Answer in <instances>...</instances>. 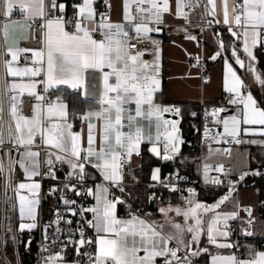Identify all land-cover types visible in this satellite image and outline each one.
Listing matches in <instances>:
<instances>
[{
	"label": "snow or ice",
	"instance_id": "6c2138e0",
	"mask_svg": "<svg viewBox=\"0 0 264 264\" xmlns=\"http://www.w3.org/2000/svg\"><path fill=\"white\" fill-rule=\"evenodd\" d=\"M95 3L96 0H79L71 5L72 14L69 16L68 6L59 0H0L5 76L20 78L19 82L6 79L4 86L5 95L10 101L8 113L15 124L14 133L9 127L8 143L16 148L20 156L19 160H10L6 187L12 185L10 174L17 164L28 180L40 175L39 152L26 148L35 142L34 138L39 134L45 146L56 150L46 154L45 164L50 167L44 175L55 180V165H66L67 183L63 190L77 197H92L95 201L91 206H77L76 200L69 199L66 194L61 196L66 206L65 212L81 218L75 230L79 239L74 238L75 234H70L61 252L71 246L78 255L87 257V264H158V260H162V264H192L190 257L208 252V248L199 247L201 235H206L208 244L216 248H237L238 245L229 239L232 235L229 221L240 219L239 213L218 211L235 192L232 181H229L224 196L213 204H205L196 199L195 189L182 190L173 183L182 177L171 174L162 177L161 168L153 167L150 176L153 183L148 187L155 189L159 185L172 193L179 191L184 202L183 205L159 207L158 211L164 217L163 223L152 220L150 214L133 212L131 205H127V216H120L118 206L126 205V200L112 192L115 188L125 193L126 169L131 168L133 157L141 156L143 144L151 145L148 151L165 162L174 160L180 152L183 141L179 135V118L182 112L177 106L157 102L160 51L158 41L149 34L161 31L159 26L164 23L166 14L188 21L189 11L186 9L199 8L202 0H174V11L171 0H122V22L112 21L110 0H104L105 12H98ZM16 9L21 20L11 19ZM207 16H222V23L227 26L230 35L242 44L244 59L238 55L237 48L232 49L231 56L235 64L246 68L253 82L264 89V73L254 64V49L264 47V0H206L202 18ZM206 22L209 25L212 23L211 20ZM216 23H221V20L217 19ZM36 26L41 31L38 35L34 33L33 39L41 47H19L12 33ZM186 38L195 39V36ZM149 42L155 49L151 61L143 59L149 51L147 46H139ZM219 49L227 50L223 41L219 42ZM221 51H217L210 59L216 60ZM28 52L32 55L31 66L26 64L19 67L20 57ZM89 73L96 80L92 85L95 93L88 91ZM40 76L43 77L40 81L24 79ZM38 83L44 85L45 93L51 88L66 86L74 90L82 89L86 98L92 97L90 107L76 116L86 125V139L81 132L73 131V124L68 121L69 106L60 96L55 101L47 102L46 107L42 108L39 103L33 105L31 117L22 114L21 97L25 93L37 101L45 100L43 95L36 92ZM248 87L225 59L224 91L229 94L227 103L235 107L236 112L221 116L227 109L218 107L211 113H205L206 117L211 115L214 118L216 125L223 127V137L230 138V142L236 144L258 143L256 140L245 141L241 139L242 135L258 134L264 137V107L247 90ZM166 115L177 119H168ZM53 119L56 122H51ZM208 132L206 127V136ZM4 143L0 132V147ZM259 143L264 144V141ZM21 148L25 150L21 152ZM225 152L228 150L225 149ZM89 167L98 173L101 183L87 185L89 178L96 179L90 176ZM211 167L204 164L203 182L221 185L223 179L209 175ZM214 170L227 178L223 165ZM4 171V164L0 161V174ZM249 174L245 172L240 180ZM251 174L260 175L259 172ZM74 178L76 183H72ZM133 179L136 177L133 176ZM39 188L40 184L35 181L19 182L13 186L19 201L21 221L25 218L33 221L21 223L20 231L37 227L35 206L39 203L37 198L22 195L20 190L27 189L29 193L36 194ZM63 190L53 187L51 193ZM185 191L187 195L183 194ZM156 199L162 197H157L155 192L148 196L149 201ZM244 211L248 219L243 223L248 227L242 228V234L253 236L255 233L250 229L255 217L251 208ZM57 217L56 222L59 223L63 217L59 213ZM175 217H182L183 222H177ZM65 223L71 225L73 221L66 220ZM87 230L94 234L88 236ZM173 243L175 246H172ZM194 246L196 250L193 251ZM85 247L92 250L82 252ZM181 250H187L188 254L181 257L178 254ZM45 264H64V258L61 253H56L46 257ZM211 264H264V251L249 248L248 258H240L235 254L212 255Z\"/></svg>",
	"mask_w": 264,
	"mask_h": 264
},
{
	"label": "crops",
	"instance_id": "0c3cea01",
	"mask_svg": "<svg viewBox=\"0 0 264 264\" xmlns=\"http://www.w3.org/2000/svg\"><path fill=\"white\" fill-rule=\"evenodd\" d=\"M59 2L65 3L68 6L67 8V13H68L69 11L72 10L71 5L75 2H79V0H59ZM171 2L174 11V0H171ZM110 3L112 5L110 10V16L112 21L122 22V15H123L122 0H110ZM204 4H206V0H202L201 6L199 8L191 9L189 11L188 21H185L183 19H178L174 15L166 14L164 17V23L159 26L161 28V31L155 32L158 33L162 39L161 46L159 47L160 90L156 94L157 102L164 105H174L177 107L179 103L194 104L195 105L194 107H196L199 103H202L204 105V108L209 113H211L210 110L211 103L219 102L218 107L227 109V111L225 112L227 113V116L234 114L236 112V108L230 106L227 103V97L229 94L224 91L225 59H227L229 63L232 65L233 69L237 72V74L249 86L247 90L251 91L254 97L261 103V107H264V89H262L259 84L254 83L253 77L250 75L247 69L240 68L239 65H236L234 59L231 56L232 49L233 47H235L238 50V55H240L242 59L245 58L242 52L241 42L238 41V47L235 44H233V42L232 43L225 42L227 50L221 51L219 49V42L222 40L220 38H216L214 34V30L217 28H227V26L222 23V16H218L215 18L209 16L212 21L214 20L216 21L217 19L221 20L220 26L217 25L212 28L209 27L201 28V26H199V23L202 20L201 7ZM94 7L97 10L99 8H106L104 0H96ZM11 19L12 20L22 19L18 9L14 10ZM0 23H3V19L0 20ZM26 35H27V29L23 31L18 30L15 33H12V38H14L18 44V41L20 39H24ZM187 36H195V39H187L186 38ZM0 48L2 52V58L0 61V81H2V85L4 89L6 79L9 82H19L20 78L5 76V71L3 67V60L5 59V57H4V44H3L2 35H0ZM238 48L240 49V51ZM217 51H221V54L217 57V59L216 60L210 59V57L215 55ZM25 57L28 58L27 61L25 60ZM153 57H154V53L147 52L144 55L143 59L147 61H151L153 60ZM197 58H199V62H197ZM8 59H10V57H8ZM20 60H23V62L18 63L19 67H24L26 66V64L27 66H31V60H32L31 52L22 55L20 57ZM254 64L255 67L261 73H264L257 66L256 61L254 62ZM24 79L25 81L29 79L40 81L43 79V77L42 76L34 77V78L25 77ZM95 82H96L95 77L93 76V74L89 73L88 91L90 93H95L96 91L92 87V85ZM41 86L44 87L43 84L40 83L37 84L36 92ZM64 88H66L70 93L73 92L70 88H67L66 86L59 87V89L61 90H63ZM55 89L56 88H51V90H55ZM82 92H83L82 89H78L75 92V94H77L80 98L87 101V104L83 109L84 111L90 107V104L92 102V97L89 96L86 98L82 94ZM4 93H5V89H4ZM12 94L15 93H9V95ZM220 97L222 99H220ZM5 98H6L7 115L14 131L15 124L14 122L11 121V117L9 116L8 113L10 101L8 100L7 95H5ZM62 98L64 102L68 104L66 97H62ZM55 100L56 98L50 101H55ZM38 103L39 102L34 98L32 108L33 105ZM46 104H44L41 107L42 108L46 107ZM32 108L30 114L26 115V117L32 116ZM166 118L177 119V117H173L170 115H166ZM68 121L72 123V116L70 112H69ZM51 122H56V121L55 119H53ZM210 123L213 126H215L216 134L212 136H208L205 139L204 148L201 152V159H199V152L197 149H196L197 150V155H196L195 152L192 150L193 147H188V148L183 147L184 141L190 137H186L185 132H183L179 126L180 129L179 135L183 143L180 145V152L175 157V159L167 162L159 160L157 163L153 164L150 167L147 176L142 177L141 175L135 173V168L139 164L140 157H133L131 168L126 169L125 180H124V186L126 191L125 193H120L118 191L119 194L131 205H133L138 210L139 214L141 215L150 214L151 219H155L156 221L163 223L164 217L159 213L158 208L161 206H167L168 204H171L173 206L183 205L184 202L181 199V192L179 191L175 193L167 191V193L162 196V199H156L154 201L148 200V190H149L148 185L153 183L150 179L151 169L153 167H160L162 170L165 165L169 164L171 166L170 168L172 169L185 172L189 175H198L199 173L202 174L203 166L205 163L209 165H214L215 167L223 165L224 171L225 173H227L226 179L228 183L227 185L221 187H229V181H232L234 184L237 183V180L233 179L234 177L232 175L237 174L243 169H245L249 164L250 157L251 160L253 161L255 160L256 162H258L260 159H263L264 144L259 142L264 141V137L258 134L248 135V136L242 135L241 139L245 141L256 140L258 143L255 144L252 143L236 144L234 142L227 141V138H222V140L218 142L215 138L217 136V132H219L223 127L216 125L214 123V118L211 115H210ZM252 127H257V126H252ZM73 131L81 132L86 139L87 128L86 125H83L80 120L78 127L73 128ZM188 134H192V133L188 132ZM34 141L35 142L32 145L26 146V148H30L32 151L39 152V157L37 159L39 162V171H40L42 156L46 157L47 153L56 150L51 149L48 146H45L39 134H37V136L34 138ZM39 142L45 146V148H43L42 150L37 146ZM143 145H145L147 151L149 147H151V145L149 144H143ZM252 146L253 148L250 153V147ZM161 149H162V145H161ZM225 149H227L228 152H225ZM24 150H25L24 148L20 149L21 152ZM15 159L16 160L20 159V156L17 151H16ZM56 168L57 169L59 168L60 171L63 170V176H57L56 174L57 179L55 180L51 179L50 177L47 178L52 180V182L56 187L60 186V189L63 190L64 184L67 183L65 176L68 172V167L66 165L61 166L59 164H56L54 167V171L56 170ZM88 169L95 174L96 179H99V175L98 173L95 172L94 169H92L91 167H89ZM161 175H162V171H161ZM133 176L136 177L135 180L133 179ZM211 176L224 177L222 174L215 172V170L213 171ZM95 180L92 183L88 184V186H92L94 183H97L95 182ZM33 181L40 184L39 176L33 177L32 180H28L23 170L19 168V165L17 164L14 166L12 189L11 192L9 191L7 192V197H6L7 210L4 220V226L9 227L12 230V233L14 230L20 231L19 227L21 223L28 224L33 222L32 220H29L27 218L21 221L20 211H19V201L13 190V186L19 182L31 183ZM20 191L22 195L37 198L39 200V190L36 194L29 193L27 189ZM195 191L197 193V189H195ZM226 192L227 190L221 193L220 195H218L212 201L202 200L198 197V195H196V199L205 204H213L217 200H219L222 196H224ZM64 193H66V190L61 191L60 198ZM129 193H131V195H129ZM183 194L187 195V192L185 191ZM161 195H162V190L160 196L157 197H161ZM10 198L12 203L11 205L12 211L10 208V204H8ZM94 203L95 201L92 199V197H88L87 206H91ZM38 205L39 203L35 206L36 224H37V215H38ZM247 208L252 209L253 216L255 217V221L250 229L255 233V235L253 236H245L242 234L241 231L242 228L248 227L246 224L243 223V221L248 219L247 212L244 211V209ZM120 209L123 212L119 213V215L127 216V212H125L126 206L121 205ZM140 209L142 210V212L139 211ZM218 211L222 213H230L233 211H237L239 213L240 219L236 220L238 223L237 234L236 236L231 235L229 237V239L233 243L237 244L238 247L225 248V249L216 248L215 246L208 244L206 235H201V243L199 247L208 248V252L201 253L199 256H194L200 264H211L212 255L235 254L240 258H248L249 248H253L257 251H264V244H262V242L264 241V220L260 216H258V192L255 187L249 185L235 186V192L232 194L230 199L227 202H225V204L221 205ZM12 214H13V218H11ZM171 214L174 215V213ZM89 218L91 217L89 216ZM175 219L177 222L180 223L183 222L182 217H175ZM34 230L35 228L32 230L25 229L23 231L30 233ZM93 234L94 233L90 230L88 236H92ZM85 250L91 251L92 249L85 247L84 249H82V252H87ZM192 250L193 251L196 250V246H194ZM178 254L181 257H183V254L181 252H179ZM48 256L49 255H45L40 264H45L46 257ZM76 262H80V264H87V257L79 255L78 259L75 260L64 258V264H76ZM0 264H1V260H0ZM158 264H162V260H158Z\"/></svg>",
	"mask_w": 264,
	"mask_h": 264
},
{
	"label": "built area",
	"instance_id": "2783aa9c",
	"mask_svg": "<svg viewBox=\"0 0 264 264\" xmlns=\"http://www.w3.org/2000/svg\"><path fill=\"white\" fill-rule=\"evenodd\" d=\"M98 12H105L107 11L106 8H99L97 10ZM186 11H190V9H186ZM69 16L72 14V10L67 13ZM203 14V6L201 7V15ZM1 20V19H0ZM211 20L209 16L202 18L201 22L199 23V26L202 27H209L212 28L217 25H221V23H216V21H212L211 25H209L206 21ZM114 22V21H113ZM34 23L38 22L34 21ZM41 29L36 26L34 28L27 29V35L26 39H20L18 41V46L22 48H28V49H38L41 47L39 43L35 39H33V34H39ZM152 39L158 41V46H161L162 39L158 33H150L149 34ZM140 47H145L149 49L148 52L150 53H155V49L153 48V45L149 42L147 45L145 44H140ZM2 58V52L0 48V61ZM23 60H20L19 63H22ZM73 92H76L78 89H71ZM38 94L43 95L45 97V100L43 102L38 101L41 106L49 102L50 100H53L57 97V93L54 92V90L49 89L47 93L44 92V87L41 86L38 91ZM22 104L20 105L21 111L23 115H28L31 112L32 104L34 102V97L28 96L26 93L21 97ZM219 102H214L211 103L210 105V110L212 111L214 108H218ZM0 132L3 134V139L5 141L3 147H0V161L3 162L5 171L4 173L0 174V260L1 264H11L7 257L3 254L2 252V235H3V228H4V220L6 216V210H7V192H11L12 185H9L6 187V177L9 176V164L10 160H16V148H14L11 144L8 143L9 141V135H8V130L9 127L13 129L11 122L8 118L7 115V110H6V98H5V93L2 85V81H0ZM209 113L205 108L202 103H199L196 107L190 110V116H191V124L190 128L192 129V137L186 139L184 141V144L187 147H195L198 152H199V159H201V152L204 148V143L205 139L208 136H212L216 134V128L210 123V115L206 117L205 113ZM193 113L196 115L193 116ZM209 129V132L207 136L205 135V128ZM14 133V131H13ZM227 141H230V138H227ZM41 150L45 148V146L42 143H38L37 145ZM9 153H11V156H9ZM45 158L42 156L41 159V164H40V175H39V182H40V189H39V205H38V215H37V227L35 228L34 231L30 232V237H32L34 241V254H35V264H40L43 257L45 255H55L56 253H61V255L64 257L67 250L71 247L69 246L68 248L64 249L63 252H61V249L63 247V244L67 242L68 236L70 234H75L74 238L79 239L78 233H75V230L77 227H79V222L81 218L79 216H71L70 214H67L65 212L66 206L63 203V200L58 197L57 198V205L54 206L51 210L44 212L42 209V201L46 193L51 191L53 187H55L54 183L52 180L47 178L44 174L49 171L50 166H46L45 164ZM211 170L209 175L211 176L215 166L211 165ZM176 176L178 175L179 177H182L183 179L179 180H174L173 183H176L178 188L185 190L187 188H193L197 189L199 187H205V186H218L214 184H205L203 182L202 174L199 173L198 175H189L185 172L168 168L165 169L162 172V177H167L169 175ZM11 181L13 182V172H11ZM223 179V183L219 186H225L227 185L228 181L224 177H220ZM95 182L101 183L102 181L99 179H96ZM72 183H76V179L74 178L72 180ZM88 185V184H87ZM235 186H237V183H235ZM162 187L159 185L156 186L155 189L149 188L148 190V196L151 195L153 192H155L156 195H159ZM112 192L116 196H121L118 192L117 189L113 188ZM67 195L69 199H74L77 201V206L79 205H84L87 206L88 204V197H77L75 196L72 192H66L64 193ZM63 194V195H64ZM122 197V196H121ZM123 198V197H122ZM124 199V198H123ZM10 204V208L12 211V203H11V198L8 202ZM127 205H130L128 201H126V208ZM131 210L133 212H137L132 206ZM127 212V210L125 211ZM12 213V212H11ZM57 213H59L60 217H63L62 220H60L59 223H57ZM11 218H13V214L11 215ZM66 220H72L73 223L71 225L65 223ZM47 226V227H46ZM229 226L232 229V235L237 234V229H238V223L236 220L234 221H229ZM60 229L59 232H57V229ZM90 230H87V235H89ZM13 239H14V232L12 233ZM47 237V239H45ZM264 244V241L262 242ZM172 246H175L173 243ZM47 249V251H44V249ZM16 250V249H15ZM183 256L187 255L188 252L185 250L180 251ZM15 256V264H19V259H18V254L16 252ZM192 264H200L195 257H190Z\"/></svg>",
	"mask_w": 264,
	"mask_h": 264
},
{
	"label": "trees",
	"instance_id": "16d2710c",
	"mask_svg": "<svg viewBox=\"0 0 264 264\" xmlns=\"http://www.w3.org/2000/svg\"><path fill=\"white\" fill-rule=\"evenodd\" d=\"M214 34L216 38H220L224 44L225 42H229L235 44L238 47V41L235 40L234 37L230 35L227 28H217L214 30ZM239 49V48H238ZM240 51V49H239ZM255 56H256V64L257 66L264 72V47H258L254 50ZM55 93H57V96L60 97H66L68 106H69V112L72 116V124L73 128H77L79 124V119L76 118V116L83 111L85 108L87 101L80 98L75 92H69L66 88L63 90L61 89H55ZM69 92V93H68ZM223 97V96H222ZM220 99H222L220 97ZM194 104H188V103H179L178 107L181 109L182 117L180 119V128L183 132H185L186 137H192V134H188L191 124V116H190V110L194 108ZM184 148H188L183 143ZM253 146L250 147V153ZM195 154L197 155L196 148L193 147L192 149ZM139 164L135 168V173L138 175H141L142 177H146L147 173L149 172L150 167L157 163L159 159L153 157L146 149L145 145H142V152L141 156H139ZM171 166L165 165L162 169V172ZM56 174L57 176H63V170L60 171V169L56 168ZM88 172L90 173V176H95V174L88 169ZM245 172L250 173L249 175L245 176V178L241 181L240 176L244 174ZM253 172H259L260 175H252ZM237 180V185H249L253 186L257 189L258 192V216H260L264 220V156L263 159H260L258 162L255 160H251L248 166L240 171L237 174L232 175ZM96 177V176H95ZM94 180L89 178L87 181V184L92 183ZM56 187V186H55ZM228 187H221V186H205V187H199L197 188V195L200 199L205 201H212L214 200L218 195L226 191ZM162 195H165L167 193L166 189H161ZM61 191H57L55 193H51L49 191L45 194L43 201H42V209L44 212H47L51 210L54 206L57 205V198L60 197ZM121 205L118 206V212L122 213L123 211L120 209ZM142 212V210H139ZM14 239L12 236V230L4 226L3 228V235H2V252L3 254L9 258L13 259L12 253L14 249H16L19 259V264H35V254H34V241L32 237H30V233L26 231H17L14 230ZM82 251V250H81ZM77 252L75 248L70 247L66 254L65 259H78L79 255L77 256Z\"/></svg>",
	"mask_w": 264,
	"mask_h": 264
},
{
	"label": "rangeland",
	"instance_id": "374dc122",
	"mask_svg": "<svg viewBox=\"0 0 264 264\" xmlns=\"http://www.w3.org/2000/svg\"><path fill=\"white\" fill-rule=\"evenodd\" d=\"M221 116H227V113H225V112H223V113H221ZM222 138H224L223 137V128L219 131V132H217V136H216V140L218 141V142H220L221 140H222ZM203 164V163H202ZM200 165H201V163H200ZM170 215H172V214H170ZM175 215V214H174ZM174 215H172V216H174ZM151 218V217H150ZM152 220H155V219H152ZM85 251H87V250H85ZM16 250L14 249V251H13V253H12V257H13V259H9V258H7L8 260H9V262L11 263V264H15V254H16Z\"/></svg>",
	"mask_w": 264,
	"mask_h": 264
},
{
	"label": "bare ground",
	"instance_id": "6f19581e",
	"mask_svg": "<svg viewBox=\"0 0 264 264\" xmlns=\"http://www.w3.org/2000/svg\"><path fill=\"white\" fill-rule=\"evenodd\" d=\"M160 194H161V191H160V193H159V195H156V196H160ZM131 205V204H130ZM137 212H138V210L133 206V205H131ZM197 260V259H196ZM198 261V260H197Z\"/></svg>",
	"mask_w": 264,
	"mask_h": 264
},
{
	"label": "water",
	"instance_id": "95a60500",
	"mask_svg": "<svg viewBox=\"0 0 264 264\" xmlns=\"http://www.w3.org/2000/svg\"><path fill=\"white\" fill-rule=\"evenodd\" d=\"M189 133H192V129L190 128ZM57 188H60V186H57Z\"/></svg>",
	"mask_w": 264,
	"mask_h": 264
}]
</instances>
